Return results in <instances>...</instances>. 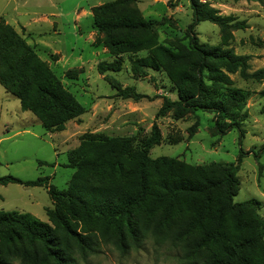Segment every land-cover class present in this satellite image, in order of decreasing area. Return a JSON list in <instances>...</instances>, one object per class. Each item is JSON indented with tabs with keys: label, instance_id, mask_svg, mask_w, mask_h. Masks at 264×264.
<instances>
[{
	"label": "rangeland",
	"instance_id": "obj_1",
	"mask_svg": "<svg viewBox=\"0 0 264 264\" xmlns=\"http://www.w3.org/2000/svg\"><path fill=\"white\" fill-rule=\"evenodd\" d=\"M111 1L0 0V23L25 39L63 88L85 108L84 114L68 121L62 130L47 131L42 121L24 110L20 100L0 84V177L11 175L25 181L48 177L47 185L67 189L76 170L68 166L73 150L87 140L126 137L131 140V148L123 170L104 181L128 187L134 179L136 154L157 124L161 141L149 151L153 160L167 158L195 167L230 164L243 150L247 155L236 173L234 201L257 199L261 202L258 213L264 216V81L229 74L233 80L230 87L241 90L243 101L238 110L222 120V126L238 123L242 137L236 127L219 133L216 114L211 111H193L177 118L174 108L158 116L164 97L178 100L179 92L165 66L145 67L144 73L133 71V60L147 56L149 49L114 54L107 46L106 34L94 23V9ZM201 1L230 20L226 28L210 21L200 22L195 27L199 41L207 47L249 55L252 72L263 68L264 0ZM135 10L154 22L157 43L174 50L187 44V30L194 18L190 0H135L128 13H121L131 15ZM125 34L133 40L146 38ZM115 59L122 62L120 71L99 72L100 62ZM118 88L131 89L143 97L125 98ZM213 92L216 97H226L225 89ZM165 168L170 165L161 166ZM151 170L154 176L157 171ZM90 179L91 183L97 181ZM43 205L49 206L43 211ZM54 207L45 186L0 183V211H21L51 224L46 209ZM142 214L140 209L139 217ZM190 219L187 212L175 213L160 234L154 232L153 223L137 244L129 238L125 253L114 242L94 236L92 251L86 255L75 253V264H206L215 246H197L202 230L190 228ZM14 264L21 261L15 260Z\"/></svg>",
	"mask_w": 264,
	"mask_h": 264
},
{
	"label": "trees",
	"instance_id": "obj_2",
	"mask_svg": "<svg viewBox=\"0 0 264 264\" xmlns=\"http://www.w3.org/2000/svg\"><path fill=\"white\" fill-rule=\"evenodd\" d=\"M134 1L114 0L96 7L94 23L106 34L105 42L114 54L150 50L147 56L133 60V71L166 67L179 99L165 96L157 115L164 116L174 108L177 118L193 111H211L216 114L219 133L236 127L242 137L238 123L222 126V120L243 101L241 90L230 87L233 80L229 74L262 82L264 67L252 72L249 55L207 47L195 31L203 21L226 28L230 19L218 15L207 2L190 0L194 18L187 30L188 42L174 50L157 43L154 22L144 19L138 10L131 15L121 13H128ZM125 33L146 38L133 40ZM174 66L179 67L175 70ZM121 69L120 59L98 65L102 74ZM0 84L20 100L24 110L38 117L47 131L62 130L68 121L85 113L36 51L4 23H0ZM118 89L125 98L143 97L131 89ZM212 89H225L226 97H216ZM160 141L161 131L154 124L151 136L136 154L134 179L128 187L104 181L122 172L131 148L126 137L87 140L73 150L68 166L76 170L67 189L47 185L48 177L27 181L11 175L0 177L5 185L45 186L55 203L54 208L46 209L51 224L28 213L0 211V264H14L15 260L21 264H75V253L92 251L94 236L114 242L125 253L129 238L137 244L153 223L154 232L160 234L175 213L183 212L191 216L190 228L202 230L197 246H215L206 264H264V216L258 213L261 202L234 201L236 173L247 154L241 150L234 163L195 167L167 158L151 159L149 151ZM162 165L170 168L161 169ZM151 169L157 171L154 176ZM91 177L97 181L91 183Z\"/></svg>",
	"mask_w": 264,
	"mask_h": 264
},
{
	"label": "crops",
	"instance_id": "obj_3",
	"mask_svg": "<svg viewBox=\"0 0 264 264\" xmlns=\"http://www.w3.org/2000/svg\"><path fill=\"white\" fill-rule=\"evenodd\" d=\"M1 197H2V195H1ZM47 206H49V205H43L41 208L43 209V211L45 210V207H47ZM21 212V211H20ZM30 214H32V213H30ZM32 215H35V216H37L38 217V215H36V214H32Z\"/></svg>",
	"mask_w": 264,
	"mask_h": 264
}]
</instances>
